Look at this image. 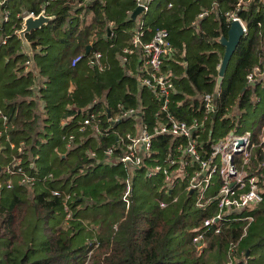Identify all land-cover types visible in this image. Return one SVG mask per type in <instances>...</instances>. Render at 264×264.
Here are the masks:
<instances>
[{
	"label": "trees",
	"instance_id": "trees-1",
	"mask_svg": "<svg viewBox=\"0 0 264 264\" xmlns=\"http://www.w3.org/2000/svg\"><path fill=\"white\" fill-rule=\"evenodd\" d=\"M45 1L9 0L8 4L16 13L22 9H37ZM237 1L156 0L149 17L152 26L165 27L170 31L177 50L175 59L171 61L176 87L171 106L174 115L183 120L201 117L204 114L201 95L218 93L217 113L210 120L213 135L217 137L235 127L238 131L252 129L257 133L264 121V86L260 81L252 85L246 83V75L252 67L259 63L264 65V0H252L238 12L248 27V33L241 38L229 62L221 88L216 89L218 66L225 52L220 39L227 36L229 30L225 12L234 10ZM72 2L53 0L48 11L56 16L55 19L27 34L34 49L36 66L47 78V88H40L39 94L29 89L33 74L24 71L27 55L22 50V41L11 30L10 23L3 26V34L8 37L6 44H0V107L9 117L11 139L17 144L25 141L28 153L35 154L41 150L44 139L58 137L60 141L62 120L71 115L80 116L79 109L95 97H105L109 104L121 101L131 105L140 97L150 108L156 103L148 89L138 90L137 79L126 75L118 58L134 25V20L128 16L134 0H92L75 9V13L81 10L93 12L91 23L82 28L78 15L71 13ZM205 9L210 12L199 20L198 26L193 25L197 15ZM109 21L114 22L111 29ZM91 50L103 53L107 69L99 71L86 60L72 67L74 56ZM71 83L75 86L72 90ZM40 96L47 102L45 106ZM226 113L228 115L222 119ZM39 122L43 124L41 129ZM0 139V156H5L3 160L8 162L10 153L5 149L8 144L3 136ZM172 141L177 140L158 136L155 155L149 163L168 157L174 151ZM110 143L107 138L89 137L85 144L58 154L56 158L60 164L67 165L73 158V166L61 180L54 178L53 182L38 183V187H30L32 191L15 184L11 202L7 206L0 204V216L4 215L2 227L12 234L2 264H85L88 260L87 264L227 262L228 248L242 237L246 222H234L221 233L211 235L207 247L198 252L192 242L193 229L212 215L210 208H197L193 196L185 191V185L175 191L178 199L172 201L173 197L163 187L162 177L148 178L141 169L134 176V194L127 209L122 199L124 171L104 163L103 150ZM87 150H97L98 157H90ZM5 165L0 164V172ZM56 188L73 190V216L68 221L62 200L52 194ZM28 191L34 196L31 203ZM162 201L167 202L166 207L160 205ZM89 205H92L93 212H105L104 221L119 215V224L113 233L94 240L91 229L83 220L90 213ZM171 209L175 214L168 219ZM241 214L253 215L254 221L239 242L238 255L248 264H264V199L257 207L246 209ZM86 240H94L97 248L102 250L96 252L98 249L94 245L89 247ZM184 245L189 246L188 250H183L182 257H178L175 251ZM206 252L209 253L208 260L203 258Z\"/></svg>",
	"mask_w": 264,
	"mask_h": 264
},
{
	"label": "built area",
	"instance_id": "built-area-1",
	"mask_svg": "<svg viewBox=\"0 0 264 264\" xmlns=\"http://www.w3.org/2000/svg\"><path fill=\"white\" fill-rule=\"evenodd\" d=\"M52 1L46 0L37 9H22L14 13L9 7V0H0V44L7 42L8 35L3 34L4 25L10 23L11 30L20 38V31L24 29V22L28 17L52 15L48 11ZM91 1L73 0V14L80 17L84 10L75 13V9L84 7ZM251 1L238 0L234 10L225 12L229 28L233 20H239L244 35L248 33V27L238 12L245 9ZM155 2L156 0H134V7L128 10V16L133 19L132 14L137 7L141 11L133 19L137 24L131 29L128 43L118 54L126 75L137 79L138 90L148 89L153 94L155 106L150 108L141 97L131 105L121 101L109 104L105 97H95L79 109L80 116L71 115L62 120L60 139L64 152L85 144L89 137L109 139L111 143L103 150L104 163L124 171L122 199L127 209L134 194V176L141 169H144L148 178L158 175L162 177L163 187L173 197L172 201L178 199L174 195L175 191L185 185V191L193 196L197 208H210L212 211V215L204 218L193 229L192 242L197 251L202 252L211 235L221 233L234 222L243 221L246 222L243 237L254 221L253 215L244 216L241 213L257 207L264 199V121L257 133L252 129L238 131L235 127L223 136L213 135L214 129L210 120L217 113L213 93L201 95L203 116L183 120L174 115L171 106L176 87L171 61L175 59L177 50L167 28L155 27L149 23ZM209 12L208 9L200 12L192 22L193 25L198 26L199 20ZM113 25L114 22L109 21L110 29ZM22 50L27 55L24 71L33 74L29 89L39 94V89H46L47 83L42 80L44 77L36 66L34 56L32 58L29 55L23 44ZM83 60L99 71L108 68V64L103 61V53L99 50L77 54L71 61L72 67ZM262 61L264 63V44ZM219 67L220 65L218 70ZM258 81L264 86V65L260 63L254 65L246 75L247 85ZM39 99L44 102V106L47 104L41 96ZM0 115V137H4V142L8 144L5 149L10 152V159L3 169V178L0 179V190L13 189L15 184L30 188L53 180V172L36 171L39 154L26 164L28 151L25 149V141L17 144L11 139L9 117L1 107ZM227 115L228 113L221 118L224 119ZM161 135L177 140L172 141L175 144L174 151L161 161L149 163L155 155V141ZM87 152L92 158L99 155L97 150ZM52 194L60 197L66 221L70 220L73 216V190L56 188L52 190ZM160 205L166 207L167 202L162 201ZM242 237L236 243H231L228 248V261L223 264H248L246 259L238 255V245ZM94 240H90L89 247L97 245Z\"/></svg>",
	"mask_w": 264,
	"mask_h": 264
},
{
	"label": "rangeland",
	"instance_id": "rangeland-1",
	"mask_svg": "<svg viewBox=\"0 0 264 264\" xmlns=\"http://www.w3.org/2000/svg\"><path fill=\"white\" fill-rule=\"evenodd\" d=\"M134 24L135 25L137 24L136 20H134ZM233 110L235 111L236 109H233ZM39 113H40V118H41L42 114H41V112H39ZM42 126H43L42 122H39L38 123L39 129H41ZM42 143H43V145L41 147V150H39L37 152V153H39L40 158H39V161L38 160L36 161V171L42 172V173H44V172L46 173V171H51L56 175L55 176L56 180H61L62 178L65 177V175H67V172L69 171L70 166H73V158H71L68 161L67 165H69V167H67L66 164H60L59 163L56 156L58 155V153L60 151H62L64 149H63V146L60 143L58 137H56L52 140L44 139V142H42ZM37 153H35V154H37ZM35 154H32L31 152L28 153V156L25 159L26 164H28V160L33 159V156H35ZM3 157H5V156H3V155L0 156V164H7V162H5L6 160L5 161L3 160ZM2 175H3V171L0 172V179L3 178ZM49 181L53 182L51 180H49ZM50 182H48V183H50ZM38 186L39 185L37 184L36 187H38ZM30 191H32L31 188H30ZM30 191H28V195H29L28 201L31 203V200L34 199L33 198L34 196H33V193ZM25 197L26 196H24V200H26ZM12 199H13V190L12 189H5L2 191V195L0 196V204L7 206L11 202ZM88 204H91V202ZM23 205H26V204L23 203ZM89 211H90V213H88V215L83 220H84L85 226H87L89 230L91 229L90 232L93 233V236L95 239L96 238L98 239L99 236H103V235L108 236L109 234L113 233L114 229L117 228V226L119 224L118 220H120L119 219L120 217L118 214H115V216L108 217L104 221V219H105L104 217L106 216L105 212H103L102 210H99L97 213L93 212L94 209H92V205H89ZM174 214H175L174 210L171 209L167 218L172 219ZM3 217H4V215L0 216V259H1L0 264L3 263V260H4L3 255L8 250L7 245L9 244L10 237L12 236L11 232L6 227H2V225H4L1 222ZM104 222H106V223H104ZM87 242H88V246H89L90 240H86V243ZM16 243L19 244V240H17ZM22 245H23V243H22ZM94 246L96 247V249H98V250H96V252L102 250L100 248H97L98 244L97 245L94 244ZM188 247L189 246L184 245L183 248L177 249L175 251V253H178V257H182V255H183L182 251L183 250L187 251ZM90 253H92V252L88 253V257L90 255ZM208 254L209 253L206 252L203 256V258L205 260H208V258H209ZM88 262H89V260H88ZM87 263H85V264H87Z\"/></svg>",
	"mask_w": 264,
	"mask_h": 264
},
{
	"label": "water",
	"instance_id": "water-1",
	"mask_svg": "<svg viewBox=\"0 0 264 264\" xmlns=\"http://www.w3.org/2000/svg\"><path fill=\"white\" fill-rule=\"evenodd\" d=\"M140 11L141 8L137 7L132 14V18L135 19ZM55 17H56L55 15L40 14L37 17L31 16L25 20L24 29L20 31V39L22 41L23 46L25 47V50L29 53V55L32 58L34 56L32 49L33 47H32V43L27 38V34L33 30H38L42 28L44 25L49 24L52 20L55 19ZM243 36H244V30L241 22L239 20H233L228 30L227 36L223 35L220 39V42L225 47V52L219 67V74L216 84L217 90L221 88V84L225 76L226 70L228 68L229 62L232 56L234 55ZM88 51L89 50H87V52ZM218 96H219L218 93L214 94L215 101H217Z\"/></svg>",
	"mask_w": 264,
	"mask_h": 264
},
{
	"label": "crops",
	"instance_id": "crops-1",
	"mask_svg": "<svg viewBox=\"0 0 264 264\" xmlns=\"http://www.w3.org/2000/svg\"><path fill=\"white\" fill-rule=\"evenodd\" d=\"M71 13H73V10L71 11ZM78 17H79V15H78ZM92 17H93V12H91V11H88V10H84V12H82L81 14H80V17H79V19L81 20V24H80V28H82V27H84L85 25H88L89 23H91V21H92ZM113 27V26H112ZM130 32H131V29H130V31H129V34H130ZM92 37H94V36H92ZM130 39V38H129ZM129 41V40H128ZM23 48H25L24 46H23ZM33 49V48H32ZM33 54H34V49H33ZM40 71V70H39ZM44 78L42 79L43 81H46L47 80V78L45 77V76H43ZM75 88V86H74V84L73 83H71V86H70V90H72V89H74ZM61 134V133H60ZM43 142H44V140H43ZM60 143L62 144V142H61V139H60ZM62 146H63V144H62ZM64 149V148H63ZM64 152V150H62V151H60L58 154H60L61 155V153H63ZM65 153V152H64ZM40 156V155H39ZM39 161V160H38ZM48 172V171H47ZM45 173V172H44Z\"/></svg>",
	"mask_w": 264,
	"mask_h": 264
}]
</instances>
